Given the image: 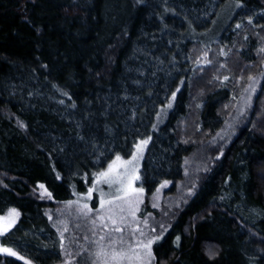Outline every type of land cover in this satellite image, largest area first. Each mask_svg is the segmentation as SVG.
I'll use <instances>...</instances> for the list:
<instances>
[{
	"label": "trees",
	"instance_id": "1",
	"mask_svg": "<svg viewBox=\"0 0 264 264\" xmlns=\"http://www.w3.org/2000/svg\"><path fill=\"white\" fill-rule=\"evenodd\" d=\"M232 3L220 39L205 41L200 35ZM258 38L264 42V0H0V215H21L3 244L34 264H54L62 237L33 189L44 185L53 201H66L73 186L84 191L149 136L138 186L153 194L180 181L195 150L189 124L202 134L223 128L231 90L253 74L240 66L263 59ZM222 46L235 48L231 90L206 77L194 86V49L218 55ZM261 87L253 118L245 122V112L216 148L213 166L154 244L158 264H264V79ZM0 264L25 263L0 254Z\"/></svg>",
	"mask_w": 264,
	"mask_h": 264
},
{
	"label": "rangeland",
	"instance_id": "2",
	"mask_svg": "<svg viewBox=\"0 0 264 264\" xmlns=\"http://www.w3.org/2000/svg\"><path fill=\"white\" fill-rule=\"evenodd\" d=\"M232 4V7L230 5L222 10L207 33L200 35L205 41L220 39L238 7L233 8L238 3ZM234 49L226 50L222 46L218 55H214L215 48H195L194 86L206 77L210 78L209 85L214 89L227 87L231 90L228 80L236 76L238 68L235 63H229V60L236 59ZM261 52L263 59L259 64L240 66L245 76L250 69L253 74L247 78L245 86H242V78H238L235 84L239 87L231 90L232 100L224 107L227 113L223 115V128L214 134H202L189 124L186 132L193 138L188 142L194 145L195 150L186 159L184 176L180 181L165 182L153 194L138 186L140 170L151 141L149 136L139 140L128 157L115 156L105 168L93 175L84 191H78L73 186L72 197L66 201H53L44 185L39 184L33 189V195L45 202L48 218L62 237V256L56 258L54 264H158L153 246L170 231L173 221L180 216L194 194L199 173L213 166L218 158L214 156L216 148L226 144L235 134L237 123L245 112L247 118L251 116L249 119L245 117V122L253 118L257 103L263 100H258L264 79V49ZM175 103L176 93L160 109L153 126L154 132L166 121ZM208 157L213 159L208 165L198 162L200 158ZM20 216L15 209L0 215V254L16 257L25 264H34L2 242L3 235L19 221Z\"/></svg>",
	"mask_w": 264,
	"mask_h": 264
}]
</instances>
